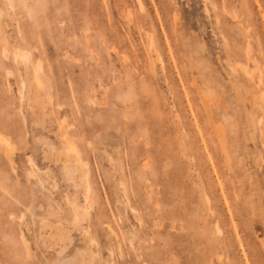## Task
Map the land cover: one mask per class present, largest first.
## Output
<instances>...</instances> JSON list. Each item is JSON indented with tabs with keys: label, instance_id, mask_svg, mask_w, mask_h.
Wrapping results in <instances>:
<instances>
[{
	"label": "rangeland",
	"instance_id": "374dc122",
	"mask_svg": "<svg viewBox=\"0 0 264 264\" xmlns=\"http://www.w3.org/2000/svg\"><path fill=\"white\" fill-rule=\"evenodd\" d=\"M0 264H264V0H0Z\"/></svg>",
	"mask_w": 264,
	"mask_h": 264
},
{
	"label": "bare ground",
	"instance_id": "6f19581e",
	"mask_svg": "<svg viewBox=\"0 0 264 264\" xmlns=\"http://www.w3.org/2000/svg\"><path fill=\"white\" fill-rule=\"evenodd\" d=\"M28 53L27 52H20V53H18L17 54V56L19 57V58H26V57H28ZM15 58H16V56H15ZM39 68H40V64L39 63H37V65L35 66V77H36V80H37V82H40L41 81V79H40V75H39ZM247 75V74H246ZM250 83V85L252 86V84H251V82H249ZM252 88H253V86H252ZM253 90V89H252ZM218 130V129H217ZM4 143L7 145L8 143H7V141L4 139ZM221 143V142H220ZM224 144V143H223ZM222 145V144H221ZM221 145H220V147H221ZM225 148V147H224ZM221 149H223V147H221ZM223 152H225V149L223 150ZM226 153V152H225ZM225 153H223V154H225ZM65 155H66V157H72L74 160H75V162H76V164H77V166H78V174L83 178V180H84V182H85V184H86V187H87V192L88 191H90V185H89V182H88V170H87V167H86V165H85V163L83 162V160L81 159V157H80V154L78 153V151L76 150V147L71 143V144H69V146H68V151H66L65 152ZM227 156V155H226ZM228 159V158H227ZM91 192V191H90ZM55 226V225H54ZM51 233H52V231H51ZM55 234V233H54ZM53 235V234H52ZM56 236V235H55ZM54 239H55V237H54Z\"/></svg>",
	"mask_w": 264,
	"mask_h": 264
}]
</instances>
